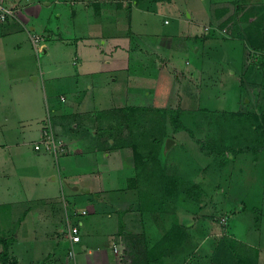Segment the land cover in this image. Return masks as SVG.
I'll list each match as a JSON object with an SVG mask.
<instances>
[{
	"label": "rangeland",
	"instance_id": "1",
	"mask_svg": "<svg viewBox=\"0 0 264 264\" xmlns=\"http://www.w3.org/2000/svg\"><path fill=\"white\" fill-rule=\"evenodd\" d=\"M20 1L10 24H34L30 33L40 37L34 44L26 30L0 34V202H6L0 206V234L13 237L10 257L43 264V258L54 256L61 257V264H79L85 250L80 242L70 244L66 219L74 206L90 212L97 206L94 193L81 184L87 180L83 173L116 166L123 157L124 164L135 165L129 185L138 193L129 207L143 213L134 215L140 222L135 227L150 230L152 239L160 235L145 251L150 263L144 264H212L211 250L229 241L240 243L230 250L240 253L241 262L264 264V46L259 32L264 0H140L141 8L128 6L130 0H101L100 12L81 3L90 0ZM45 25L56 30L53 38H45L51 32ZM126 31L125 45L129 51L135 47V55L129 56L130 70L120 71L123 67L115 63L124 64L123 53L121 60L112 59L113 65L104 63L111 58L106 54L104 59L101 47L105 37ZM158 44L167 50L158 51ZM43 47L46 53H40ZM85 62L102 72L86 78ZM56 73H76L71 81L80 85L106 82L105 88H93L92 96L96 102L102 99L101 116L109 119H98L95 126L102 131L111 121L108 134L118 136L123 148L112 157L103 150L86 163L78 162L88 157L69 154L73 165L67 179L74 181L64 184L65 197L55 156L40 164L31 151L32 132L46 121L47 105L65 103L52 86ZM12 85L18 97L10 93ZM83 114L80 124L94 127L89 112ZM84 132L91 143L88 128ZM168 136L175 141L165 148ZM54 174L56 182H51ZM117 191L106 193L98 208L97 231L104 239L115 233L123 214L126 223L120 229L128 231V198H110ZM45 195L59 201L49 202L47 214H41ZM182 223V237L176 232L164 237ZM139 240L136 232L132 241ZM105 256L109 261L104 264H115L112 242ZM121 256L128 262L130 254Z\"/></svg>",
	"mask_w": 264,
	"mask_h": 264
},
{
	"label": "crops",
	"instance_id": "2",
	"mask_svg": "<svg viewBox=\"0 0 264 264\" xmlns=\"http://www.w3.org/2000/svg\"><path fill=\"white\" fill-rule=\"evenodd\" d=\"M5 1L8 4H11L12 6H14L15 10L20 8V2H21L20 0H5ZM81 3H83L82 5L86 7H90V6L94 7L93 9L96 10V12L101 11V6H102L101 0H90V2L87 1L86 3L84 2H81ZM133 3H134V6H133ZM133 3H131V0H130L128 6L131 5L132 7H135V8H141L140 0H135L133 1ZM47 4H49V2H47ZM50 4H51V1H50ZM119 6L120 5L118 4V7ZM149 8H150V5H149ZM28 16L33 17L31 14H29ZM11 20H12L11 17H8L6 20H0L1 21L0 22L1 23L0 34H4V33L10 34V32H8V29L11 28L13 30H26L27 33L30 35V30L36 28L34 24L33 26H29V25L25 26L21 24L14 26L10 24ZM47 28H49L51 32L47 30L48 33L46 34L45 38L47 39L53 38L54 35L56 34L55 32L56 30L53 27H49V26L44 27V29H47ZM126 33L125 34L114 33L113 35H109L105 37L103 42L106 43V45L105 47H101L102 51L104 52L102 56L109 54L111 58V59L106 60V62L104 63H108V64L112 63L113 65L114 62L112 61V59H120L121 57L118 54L119 52L123 53L122 56L124 59L123 61L124 64L122 65L121 63L120 64L115 63L116 67L117 66L123 67L122 69L121 68L119 69L120 71L127 69V68L130 70L129 56L135 55L133 54L135 47L133 48V50L129 51L128 47L125 45V41L129 43L128 38H130L129 36L130 32L126 31ZM165 49L167 50V47L164 48L163 46L158 44L157 46L158 51H164ZM47 51H48V48L43 47L40 50V53H46ZM141 55L142 54H136V57H141ZM104 59H105V56H104ZM92 63L93 62H85L83 64V67L85 68L84 71L86 72L85 77L86 78L89 77V74H90V78L93 80V75L98 70L101 73L102 69L100 67L92 68L94 66ZM77 73L80 74L79 72ZM71 74L77 75L76 73L75 74L73 73L57 74L56 73L52 75V78H53L52 86L54 85L53 87H56L58 89L57 93L59 95V98L62 102L64 101L65 103H61L59 106H56V107L54 105L53 107H51V109L47 105L46 121L44 122L43 120L40 126L38 125V127H35L34 131L32 132L34 137L32 138L33 146H32L31 151L35 153L33 155V158L35 159L34 162L41 161L40 164L47 163V161L44 160V158L48 159L49 157H51L50 155L55 156L54 160L56 161L57 166H58V171L60 172L59 188H61V191L63 192V197H65L67 194L66 193L67 191H65V188H64V184L70 183V180H71V179L70 180L67 179L68 169H71L73 165L72 160L68 158L69 154H71L72 156L80 155L83 157H88L89 159H82L79 162L77 161L78 163H86L88 161H91L92 159L96 161V159H98V157L96 156L99 153H101L103 150L104 151L109 150L107 153V156H110V157H112L113 153H116V151L118 153H121L123 150V148L120 147L119 145L120 140L118 139V136L108 134L109 132L108 126L111 123V121L106 122L107 128L102 129V131L97 126H95V123L97 122L98 119H101V120L109 119L105 116V114L101 116L103 113L102 108L104 107V104L101 101L102 99L96 102L94 100L95 97L92 96L93 94L92 92H94L93 88H105L106 82L97 83L95 86L92 83H90L88 86L87 82L80 85L79 82L71 81V76H72ZM75 78H77V76ZM34 80H35L34 86L38 87L37 76H34ZM113 80L116 81L117 77L116 78L113 77ZM22 82H23L22 78H19V80L17 81V83L20 84L21 87H22ZM10 93L15 97L19 96V94L16 91V88L14 89V86L11 88ZM134 94L135 93L133 92V95ZM68 100H70L69 105H67ZM84 112H89L90 118L92 119L94 123V127H92L93 125H91L90 123L88 124V126H83L82 124H80L79 121L85 117V115L83 114ZM79 115H80V120H78ZM18 116L20 117V115ZM20 121L21 120H19L18 122ZM48 122L50 123L51 127L54 128L56 136L59 138V140H61V142L64 145V150L60 151L57 155L51 153L49 150L36 149L34 147V142L40 138L42 129L44 126L48 124ZM84 128L86 129L88 128V130L90 131V136L92 138L91 143L88 141L86 137ZM6 144L7 143H1L3 147ZM67 148H69V151ZM0 149H2L1 146H0ZM122 158L123 157L119 158V164H117L116 166L109 167V165H107V167H104L103 171L94 169L93 171L90 172L91 174L83 173V178L87 180L82 181L81 184L85 192L94 193L93 195L95 197L93 201H94V204L97 206L93 208L92 212L85 210V209L79 210L74 206L72 208L70 216H68L66 219V222L68 224V222L73 221V218H78L76 222L80 224V233L84 231L83 233H81V241L79 242L81 243L82 248L85 250V253H84V256L81 254L82 259L79 261V264H90L89 260L91 259V257H94L95 259V262H92L93 264H98V262L99 264L107 263L109 261V257L105 255L108 251V248H110L111 242L113 244V254H114L115 264H144L145 262L146 263L148 262L147 260L148 258L146 259V256H145V251L147 249H150L152 243L156 242L154 240H157V238L160 237V235H158L154 239H152L150 230L143 229V227H141L139 224L137 225L140 226V228L135 227L136 223L139 221H137V218L134 215L138 213V211L140 212V214H143L140 210H138L139 208H135V206L132 207L133 205L129 207L131 205L130 204L131 202L135 203L136 201L135 198L131 199L130 197L137 195L138 193L136 186L129 185V179L136 177V175L133 174L135 165L134 163H132V166H130L128 163L124 164L125 161ZM60 159H61V163H60ZM77 167L78 169H80V171H85V168L83 167V165H78ZM91 178H95L94 184L91 182ZM56 179L57 178L55 174L50 177L51 182H56ZM117 179H124L126 181V184L125 185L119 184V182H117ZM75 180L79 182L78 181L79 179H75ZM73 181L74 180H71V183ZM113 181L117 182L119 185H115V184L113 185ZM121 183L123 182L121 181ZM54 187H55L54 184L50 188L47 186L48 189H53ZM112 190H119V191L116 192L117 195H113V197H110V198H113V199L116 198L117 200L128 198L127 200L125 199V201L129 203L127 208L125 207L127 209L126 214L128 215L130 214L132 216L129 219L126 226L128 225L127 230L130 231L131 234L126 230L122 232L120 229V228H124L123 224L126 223L124 222V218H123L125 214H123L121 222L118 220L117 224L113 227L115 233L110 234L109 237H107V239H104L106 235L102 237L98 234V231H97V230H100L98 228V225L100 224L99 223L100 219L97 213L100 211L98 208L102 206V202H104V200L106 199V196H108L106 193H110V191ZM42 199L44 202L43 207L45 206L46 208L44 207L45 212L41 214H47V209L50 208L49 205L52 201H59V198H57L56 195L55 196L45 195V197H42ZM3 203H6V202H0V206L5 205ZM119 208H121L119 209L120 210L119 212H121L123 211L124 206L119 207ZM92 213L94 214L92 215ZM38 216L36 218L37 221H39L38 219H41V216L40 218ZM121 224H122V227H120ZM136 232L138 233V238L142 239L138 241L139 244L135 241H132V238H135ZM127 233H129L128 235L131 236V238L129 237L128 241L125 240L127 238L126 237ZM76 243L78 242L72 243L70 241V244L72 246L75 245ZM139 245H140L139 249L142 252V255H140V252L138 255L136 251L137 250L136 246H139ZM10 250H12L11 247H10ZM126 252L128 253V255L130 254V257L128 258V262H131V263H128L127 261H125L124 256L123 257L121 256L125 254ZM157 252L160 255L164 254L162 253L160 249L157 250ZM14 257L18 260L19 264H35V262L37 261L35 259H31L29 262L27 261V263H25L23 260L20 259L18 255L16 256L14 255ZM43 259H44L42 261L44 262L43 264H61V262H63L61 257L55 258L53 256L49 258L46 257ZM103 260H104V263H103ZM110 261H111L110 264H113L112 260ZM148 263H150V261Z\"/></svg>",
	"mask_w": 264,
	"mask_h": 264
},
{
	"label": "trees",
	"instance_id": "3",
	"mask_svg": "<svg viewBox=\"0 0 264 264\" xmlns=\"http://www.w3.org/2000/svg\"><path fill=\"white\" fill-rule=\"evenodd\" d=\"M229 18H227L226 21ZM259 32H260L262 43H263V46H264V27H263V30H262L261 26H260ZM123 118L126 119V120L128 119V117L124 116V114L122 116V119ZM177 119H178V116L175 117V122L177 121ZM224 151L227 154L228 150H224ZM224 151H222V152H224ZM230 151H232V150H229V152ZM184 229L186 230V225L184 223H182L180 225L179 224L178 225H174V229L173 230H169L170 232H167V234H165L164 237L168 238V236H170V235L174 236L176 233H178V235L180 237H182ZM223 238L227 239L226 236H224ZM13 241L14 240H13L12 236L10 238H6V237L1 236V234H0V244L2 245V250L0 252V262L2 264H19L18 260L15 257H13V256L10 257V255H9V245ZM222 243L223 242H218V245L211 250L212 251L211 252V254H212L211 260L213 262L212 264H217L216 263L217 262L216 258L219 260V263H221V264H245V263L240 261V258H241L240 253L235 251V249L234 250H230L231 246H237V245L239 246L240 245L239 242H231V241H229V245H227L226 247L224 246L225 242L223 244ZM227 247H229V249ZM164 251H166V250H164ZM215 256H217V257H215Z\"/></svg>",
	"mask_w": 264,
	"mask_h": 264
},
{
	"label": "built area",
	"instance_id": "4",
	"mask_svg": "<svg viewBox=\"0 0 264 264\" xmlns=\"http://www.w3.org/2000/svg\"><path fill=\"white\" fill-rule=\"evenodd\" d=\"M14 15V6L11 4H6L3 0H0V20H5L7 17ZM30 36L34 44L37 43L40 37L34 32H31ZM34 147L36 149L49 150L55 155L64 150L63 143L56 136L55 130L53 127H51L49 122L43 127L40 138L34 142ZM67 231L69 239L72 243L81 241L80 224L78 222H68Z\"/></svg>",
	"mask_w": 264,
	"mask_h": 264
},
{
	"label": "water",
	"instance_id": "5",
	"mask_svg": "<svg viewBox=\"0 0 264 264\" xmlns=\"http://www.w3.org/2000/svg\"><path fill=\"white\" fill-rule=\"evenodd\" d=\"M174 141H175V139H174L173 137L168 136V137H167V140H166V142H165V146H164V147H165V148H168V147L171 145V143L174 142ZM75 187H76V186H75ZM75 187H74V188H75Z\"/></svg>",
	"mask_w": 264,
	"mask_h": 264
}]
</instances>
